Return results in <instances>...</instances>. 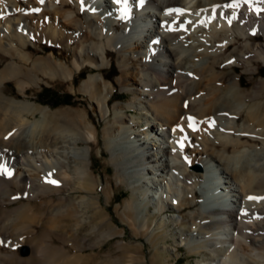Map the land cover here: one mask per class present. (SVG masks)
<instances>
[{"label":"bare ground","instance_id":"1","mask_svg":"<svg viewBox=\"0 0 264 264\" xmlns=\"http://www.w3.org/2000/svg\"><path fill=\"white\" fill-rule=\"evenodd\" d=\"M258 36L264 38V0H0V62L9 59L0 67V185L24 190L29 199H37L48 194L50 183L58 184L56 179H70L66 170L69 157L80 161L74 173L82 184L89 175L84 162L88 149L66 150L65 145L73 142L69 136L62 140V147L50 145L44 137L51 127L45 114L42 120L28 123V115L41 111L31 102L7 96L5 81L14 80L24 94L32 79L34 84L39 81L29 77L34 70L51 80L71 81L86 66L103 68L114 52L123 72L119 82L135 91V107L142 111L148 127L129 134L121 125H131L132 131V122L126 121L122 112L116 117L119 125L113 126L109 137L115 147L126 148L119 161L126 175L146 177L142 184L150 191L149 198L156 207L165 202L170 205L174 211L168 216L172 218L175 212L190 209L196 192L203 190L202 207L190 213L187 235L191 243L209 245L214 255L209 264L264 261V253L257 252L264 242V129L258 128L261 103L248 110L253 124L245 121V131L238 130L250 141L260 139L259 145L238 137L230 121L236 117L220 107L230 100L259 96V89L244 95L232 76L222 77L216 70L264 60ZM34 41L64 47L72 53L71 65L55 53L42 62L33 60L27 45ZM131 59L139 64L130 75ZM225 83L230 84L229 90L219 95ZM113 88L101 75L90 74L79 90L101 113ZM77 122L85 140L94 141L96 133L87 116L79 114L75 127ZM40 126L46 135L42 134L37 145H28L27 139L33 140ZM150 134L153 136L148 137ZM190 147L191 152L187 150ZM0 203L4 201L0 199ZM50 203L40 204L47 209L46 219L57 215L80 227L72 205H61L53 214ZM22 211L30 221L45 216L35 213L33 206ZM17 213L14 222L21 218ZM204 214L211 215L221 229L201 233L213 224ZM5 240L0 238V264H6L4 258L15 257L14 244ZM180 243L188 241L181 238ZM217 244L225 246L221 258L216 257L222 252Z\"/></svg>","mask_w":264,"mask_h":264},{"label":"rangeland","instance_id":"2","mask_svg":"<svg viewBox=\"0 0 264 264\" xmlns=\"http://www.w3.org/2000/svg\"><path fill=\"white\" fill-rule=\"evenodd\" d=\"M21 3L24 4V1ZM34 16L38 21L42 20L38 14L35 13ZM119 26L118 30H120ZM34 42L35 44L28 43L27 45L33 60L42 62L41 59L50 53H55L56 57L64 62L68 59L67 63L71 65L72 53L64 47ZM257 42L263 46L264 52V38L258 36ZM111 53L108 64L103 68L92 69L86 66L71 81L61 78L51 80L42 71L34 70L29 77L33 75L39 78L38 85L34 84L32 79L30 81L32 85L25 87L24 94L20 93L14 80L5 81L3 90L7 96L19 101L31 102L41 111L35 116L28 115V123L42 120L44 114L50 123L49 135L44 134L43 127L40 126L41 128L36 129L34 139H27L28 145H37L43 135H46L44 137L49 139L50 145L62 147L63 141L67 139L65 137L69 136L73 142L65 145L66 150L70 148L88 149L84 162L89 174L82 184L78 175L74 173V168L80 164V161L69 157L66 170L70 179L64 182L55 175L54 177L60 178H55L58 184L50 183L51 191L49 190L46 195L40 194L37 199H29L27 197L29 193L24 190L14 191L5 184L0 185V199L4 201L0 203V238L14 244L15 254L12 259L4 258L6 264H209L214 257L207 243H191L190 236L187 235L191 227L190 213L197 212L202 207L203 190L196 192L197 198L190 209L175 212L176 216L172 218L168 216L174 211L170 205L165 202L164 204L159 203L156 207L155 202L149 198L151 193L142 184L146 177L127 176L122 169L119 161L124 157L126 148L124 145L115 147L113 139L109 137L113 126L119 125L116 117L122 112L124 119L132 122L134 126L132 131L129 127L131 125H121L122 130L129 134L148 127L145 126V116L142 111L135 107L137 103L134 100L135 91L123 87L119 82L123 72L118 55ZM127 57L130 55L127 54ZM7 61L9 59L5 58L0 62V67ZM131 61L128 64L130 75L135 73L134 68L136 64H139V61L136 62L134 59ZM248 67L252 71H246ZM216 70L222 77L232 76V82L239 84L240 92L244 95L249 94L255 87L259 89V96H249L245 100H230L226 106L220 107L226 109L227 114L236 117L230 121L233 124L232 131L237 136L240 135L238 137L250 143H256V145L261 144L260 139L252 138L250 141L249 137L242 135L245 132L238 130L245 131L242 128L244 122L250 123L248 110L257 102L261 103L258 112L261 123L258 128L264 129V60L258 62L252 60L249 66L240 65L227 69L216 67ZM90 74L101 75L114 87L109 103L104 105L101 113L89 96L79 90ZM199 79L200 76L196 81ZM206 81L207 78L204 82H209V80ZM227 85L230 86L225 83L219 95L229 90ZM202 93L205 94V92ZM242 103L244 105L241 106ZM79 114L87 116V120L92 124L96 133L94 141L85 140L79 122H77L78 127L74 126ZM252 124L250 123V126ZM67 130L70 131L69 134ZM151 136L153 135L150 134L148 137ZM261 138L264 139V134ZM151 141V138L147 139V143ZM187 150L191 152L192 148ZM45 201L52 202L49 204L51 205L49 209L51 208L53 214L61 205L62 207L72 205L77 212L80 227L77 223H72L57 215L50 217V221L46 219L47 209L40 206ZM29 206L35 208V213H44L45 216H39L30 221L22 211ZM127 206L130 210L126 208ZM16 212H19L17 216L21 218L14 222L12 220ZM203 216L211 223L215 220L209 214ZM177 218L179 222L175 221ZM144 223L147 224V229H143ZM221 227V224L213 223L210 230L203 228L200 232L211 233L216 228L220 230ZM181 238L187 240L188 243L181 245ZM261 239H264V236ZM224 247L223 244L216 245L217 249L222 250L216 256L217 258L222 257ZM1 248L7 249L8 247ZM24 248L28 249V253H24ZM263 249L264 242L257 252L262 254ZM53 254H57L58 257H52ZM263 262V260H256L251 263L264 264Z\"/></svg>","mask_w":264,"mask_h":264},{"label":"water","instance_id":"3","mask_svg":"<svg viewBox=\"0 0 264 264\" xmlns=\"http://www.w3.org/2000/svg\"><path fill=\"white\" fill-rule=\"evenodd\" d=\"M24 253H28V249L27 248H24Z\"/></svg>","mask_w":264,"mask_h":264},{"label":"snow or ice","instance_id":"4","mask_svg":"<svg viewBox=\"0 0 264 264\" xmlns=\"http://www.w3.org/2000/svg\"><path fill=\"white\" fill-rule=\"evenodd\" d=\"M53 183H55V182L53 181ZM250 199H252V198L250 197Z\"/></svg>","mask_w":264,"mask_h":264}]
</instances>
